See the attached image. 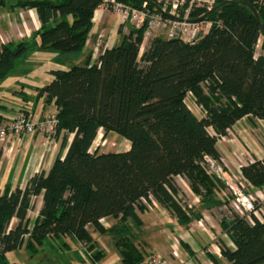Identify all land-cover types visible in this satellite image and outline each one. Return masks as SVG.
<instances>
[{
  "label": "trees",
  "instance_id": "1",
  "mask_svg": "<svg viewBox=\"0 0 264 264\" xmlns=\"http://www.w3.org/2000/svg\"><path fill=\"white\" fill-rule=\"evenodd\" d=\"M105 1L16 0L13 7L37 10L41 28L28 39L2 45L0 80L33 50L79 57ZM118 1L145 7L150 15L171 16L172 5L164 10V0ZM7 3L0 0V7ZM217 5L204 19L209 30L196 41L155 36L141 54L146 19L122 34L119 44L103 49L96 62L89 53L67 69L51 71L53 78L38 88L37 99L45 96L46 105L57 107L59 151L50 169L33 174L24 188L7 185L0 192V264H9L8 252L24 247L35 256L47 241L65 237L93 251L92 227L112 236L123 264H146V250L135 241L147 209L144 199L151 203L152 197L182 223L193 216L182 202L177 176L202 195L204 207L230 203L231 194L223 201L217 196L227 183L208 172L207 158L223 167L218 140L246 116L264 120V0H215L212 5L185 0L178 9L184 16L190 7L189 19L198 20ZM188 98L202 108L201 117ZM100 130L130 141L129 150L92 151ZM241 172L253 190L264 188V158ZM40 196L43 205L32 220L28 214ZM105 218L118 224L106 228ZM220 223L234 245H220L229 264L264 263V222L252 224L234 212ZM180 244L189 248L183 240ZM68 245L63 241L64 250ZM92 254L97 264L102 252Z\"/></svg>",
  "mask_w": 264,
  "mask_h": 264
},
{
  "label": "crops",
  "instance_id": "2",
  "mask_svg": "<svg viewBox=\"0 0 264 264\" xmlns=\"http://www.w3.org/2000/svg\"><path fill=\"white\" fill-rule=\"evenodd\" d=\"M164 1L165 3L168 2L173 5L178 0ZM214 1L215 0H191V2H206L209 5H212ZM15 3L16 0H10L7 5L0 7V49L5 43L18 42L30 38L34 32L41 28V22L35 8L13 7L12 5ZM93 20V30L88 38L86 47L79 57H76L73 60L70 57H61L65 59H62L63 61H71L69 66L74 63L81 62L89 53L92 54L91 63L96 62L103 49L119 44L122 34H127L130 27L135 26L129 21H123L121 16L117 14L115 15L113 12L105 9H97ZM120 27H122V32L119 31ZM164 33L165 29H161L158 30V35L156 34L155 36L164 37ZM259 43H262V38ZM52 70L54 69L51 68L49 74L51 77ZM44 85L45 84L37 85L36 93L38 92V88ZM29 104L30 102L28 99L20 102L18 104L19 106L16 114L12 117L7 116L1 111L0 114L3 115L4 121L26 112L32 113L36 118L43 120L47 114L57 112L55 103L46 105L45 96L40 99L36 98L35 101L32 102L31 107L28 106ZM200 109L202 113V108ZM59 147V139L56 143L47 141L46 136H44L41 131H37L34 135H17L9 133L7 141H0V192H2L7 185H12V188H15L18 185L24 188L33 174L42 170H49L59 151ZM217 147L222 156V163L224 167L223 172L217 174L221 179L228 180L229 176L239 174L241 171L239 168L240 165L244 166L249 164L251 160L264 158V120L253 116H246L242 118L228 131V134L224 136V138H220L218 140ZM175 178H181L188 186L189 183H187L186 179L182 176H177ZM42 205L43 198L40 196L36 200L34 209L28 214L32 220L37 217ZM158 207L163 208L159 205V203H157V208ZM196 211L197 212L193 213V216H191V220L188 223H182L172 215L171 216L173 218L171 217L167 220V222L174 224L172 225V229L177 228L176 230L178 231V235L176 237L179 236L189 247L187 248L186 246H182L180 244V257L175 258L171 255L172 248L170 240H167L168 246L165 249H162L161 247L153 249L150 248V245L147 248L146 245H144L146 247V253L149 252L151 255L161 253L166 256L168 255V257L172 259L173 263L178 260L181 262L180 259H182L187 261L189 264H215L211 258V256L214 255L220 260L221 264H229L228 260L222 255L220 244L217 243V238L219 237L225 239L226 241L230 240L226 238L228 235L222 229L220 221L217 222L213 217L211 218L213 214H209L210 216H208L207 213L211 210L201 207V209H196ZM150 214L151 213L149 211H145L141 214L143 225L140 229H144L147 234L148 231L144 227L146 226V220L148 218L151 224L157 225V220L148 216ZM200 219L203 221L207 220L210 225H206L205 228L200 227L198 224ZM175 220L177 223H175ZM95 233L97 232H92V236L96 241V246L93 251L99 249L98 251L102 252L101 259L95 263L117 264L119 262L120 264H123L120 251L115 244L114 246L118 249L117 252L120 257L114 253L116 250L114 247H107L110 249L109 252H111V254L107 252L104 247H101L102 245L99 243V239ZM176 233L177 232H174L173 235ZM69 238L70 239L68 240L64 238L66 240L64 241L69 244V247H65L66 252L70 255V259L67 260V264H93V260H95L92 254L93 251H90L81 242L76 240L72 241L73 239L71 237ZM79 247L84 248L90 256L87 255L86 258H82V256L78 254ZM18 250L21 252L25 249L22 247ZM44 250L45 249L39 251L36 255L39 256L42 254L43 256L46 252ZM13 252L14 251H11L7 254L9 264H19L16 260V256L13 258L10 257V254ZM46 257L47 258H45L43 262L48 263L53 259L51 256L49 257L46 255ZM109 257H111L110 261H106Z\"/></svg>",
  "mask_w": 264,
  "mask_h": 264
},
{
  "label": "rangeland",
  "instance_id": "3",
  "mask_svg": "<svg viewBox=\"0 0 264 264\" xmlns=\"http://www.w3.org/2000/svg\"><path fill=\"white\" fill-rule=\"evenodd\" d=\"M107 10L113 12L116 15V13L113 10L111 9H107ZM189 10H190V7H189ZM178 13L180 14L179 9H178ZM158 30H161V28L150 30L146 34L144 43L141 48V54L148 48L151 40L155 37V35L156 34L158 35ZM163 36L168 37L166 30ZM61 56L62 54L58 52H54V51L33 50L26 56L19 59L15 69L6 78H4L3 80H0V99H1V105H2L0 106V111L4 112L9 117H12L14 116V114H16L18 110V106H19L18 104L24 101L25 99L29 100L30 104L28 106L31 107L32 102L35 101L38 95L37 94L38 92L36 93V86L39 84H47L50 82L52 78L49 75L50 69L51 68L67 69L70 67L69 64L71 61L61 62L59 60ZM187 101H188L189 106L193 109V111L199 117H201L202 116L201 109L195 105V103L192 101V98H188ZM72 137L73 135H71V138ZM129 148H130V142L124 137H122L121 135L117 133H111V134H108L107 136H104L103 131L100 130L92 146V151L94 150H98L99 152L127 151L129 150ZM210 165L211 166L208 169L210 171H213L211 172L212 174H215L218 176V174L214 172L212 168L213 167L212 164ZM237 175H231L228 178L229 179L233 178L236 180ZM223 181L224 182L226 181L227 183V179L226 180L224 179ZM175 184L179 188L180 194L182 198L185 200V203L193 205V207L191 208L192 213L197 212L196 209H201L202 207V208L211 210V211H208L207 214L208 216H210L209 214L211 215L213 214L211 218L213 217L217 222L219 221L221 222L223 218L227 217L226 215L228 213V210L225 208V205L228 203L225 202L217 206L215 205L211 208H206L202 205V202H201L202 195L194 192L190 184H188L187 186L181 178H178V179L175 178ZM202 193L203 194L205 193V189L203 188H202ZM228 194H230V192L227 190L225 186H223V184H221V190L219 191L217 195L219 199L223 201V199H225V197L228 196ZM149 212L151 214L148 216L153 217V219H156L157 225L151 224V222L149 221V218L148 219L146 218L147 219L146 226L144 228L148 231V234L144 231V229L143 230L140 229V231L142 232H139V233L136 231L137 236L135 238L136 239L135 241L138 244V246L144 250H146V247L148 248L149 245H150V248H153V249L157 247H161L162 249L163 248L165 249L168 246L167 240H169V237L172 238L173 236L178 235V231L176 230L177 228L172 229V225L174 224L167 222V220H169V218H171L172 216L166 209H163L161 207L157 208V206L154 207V209ZM159 221H162V222H159ZM102 223L104 224L106 228H111L118 224V220L114 218L105 219V220L103 219ZM175 223H177L176 220H175ZM203 223H204V227L206 225H210L207 222V220H204ZM93 229L94 228L92 227L91 231L94 233ZM174 232H177V233L173 235ZM95 235L99 239V243H101L102 245L101 247H104L107 252H109L110 250L109 248H107L108 246H111V248L113 247L115 248L114 240L111 235L109 234L101 235L98 232L95 233ZM226 238L229 239L228 237ZM65 239L68 240L70 238L65 237ZM65 239H60V240L53 239L52 241H47L46 245L42 247V249H45L44 251H46L43 254V256L42 254H40L39 256L37 255L31 256L27 251L25 252V250L21 252L19 250H16L10 254V257L13 258L16 256V260L18 261L19 264H67V260L70 259V255L69 253L66 252V250L63 249V246H62L63 241ZM178 239L181 240L179 236H178ZM72 241H75V240L73 239ZM227 241L221 237L217 238V243H219L220 245L226 244L234 248V245L231 242V240H227ZM144 245H146V247ZM115 249L116 250L114 251V253L118 257H120L119 253L117 252L118 249L117 248ZM97 250L99 249H96L94 252H96ZM109 253L111 254V252ZM78 254H80L82 258H86L87 255H89L87 251L82 247H79ZM46 255L49 257L51 256V258H53L51 262H48V263L43 262V260L47 258ZM149 255L151 254L148 252L147 256ZM111 257H109L108 260L106 259V261H110ZM117 264H120V263L118 262ZM174 264H180L179 260L174 262Z\"/></svg>",
  "mask_w": 264,
  "mask_h": 264
},
{
  "label": "built area",
  "instance_id": "4",
  "mask_svg": "<svg viewBox=\"0 0 264 264\" xmlns=\"http://www.w3.org/2000/svg\"><path fill=\"white\" fill-rule=\"evenodd\" d=\"M185 3V0H178L172 5V10L170 11L169 17H163L161 14L150 15L145 9H138L131 5L118 0H106L100 5L99 9H111L116 14L121 15L123 21H129L136 27H141L146 19H149L148 31L154 30L156 28L165 29L168 38L183 39L189 41H196L202 35H204L210 28V23L204 20H191L189 19V8L186 9L185 15L181 16L178 13V7ZM193 3V2H192ZM168 2L165 3L164 10L168 7ZM59 120L56 113L47 114L43 120L36 118L32 113L29 115L21 114L12 120H5L0 122V141H7L9 133H14L17 135H34L37 131H41L44 136H46L47 141L56 143L58 139L56 138L57 127ZM224 138L221 137V139ZM208 168L212 164V168L216 173H222L223 167L211 158H207ZM251 160L250 162H253ZM216 164H215V163ZM214 163V164H213ZM242 168V165L239 166ZM208 172L212 174L208 169ZM237 179L230 178L227 180V190L232 195L230 203L225 205L228 210L226 216H231L233 213H238L241 216L246 217L250 223L254 224L255 220L258 219L264 222V188L253 190V185L243 176L240 171L236 177ZM152 202H148L144 199L147 205L146 211H152L154 207L157 206V202L151 197ZM185 202V200H182ZM193 205L188 204V208L191 209ZM199 226L204 227L203 220L198 221ZM171 242L172 252L171 255L175 258L179 256L180 240L178 237H169ZM180 264H189L187 261L180 259ZM146 264H174L172 259L168 256L155 253L150 255Z\"/></svg>",
  "mask_w": 264,
  "mask_h": 264
},
{
  "label": "water",
  "instance_id": "5",
  "mask_svg": "<svg viewBox=\"0 0 264 264\" xmlns=\"http://www.w3.org/2000/svg\"><path fill=\"white\" fill-rule=\"evenodd\" d=\"M219 6L220 5H217V6L213 7V8H211L208 13H206L205 15H203L202 17H200L198 20H204L213 10L217 9ZM251 8L254 11L256 17L258 19H260V16H259L258 11L256 10V8L254 6H251Z\"/></svg>",
  "mask_w": 264,
  "mask_h": 264
}]
</instances>
